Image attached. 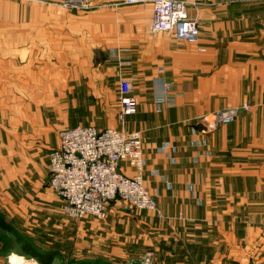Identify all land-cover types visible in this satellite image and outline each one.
Returning <instances> with one entry per match:
<instances>
[{"label": "crops", "instance_id": "obj_1", "mask_svg": "<svg viewBox=\"0 0 264 264\" xmlns=\"http://www.w3.org/2000/svg\"><path fill=\"white\" fill-rule=\"evenodd\" d=\"M5 1L0 51L8 54L2 61L7 74H0V115L13 129L0 128L8 153L0 154V189L12 181L19 188L21 177L45 181L49 152L65 127L138 130L147 158L145 184L170 218L154 214V242H169L170 227L204 246L231 242L244 227L251 232L247 240L261 246L249 256L264 264V234L256 233L264 227V0H188L202 3L189 8L199 19L197 43L173 31L154 32L150 1L0 0V6ZM124 78L133 80L139 106L123 125L113 101L118 103ZM162 80L170 83L172 101L158 107ZM63 99L87 103L69 109ZM243 104L250 107L233 121L201 131L206 115ZM165 143L170 148L163 151ZM123 169L134 172L126 162ZM111 202L110 216L149 224ZM178 212L185 218L173 222ZM195 253L208 257L203 248Z\"/></svg>", "mask_w": 264, "mask_h": 264}, {"label": "rangeland", "instance_id": "obj_2", "mask_svg": "<svg viewBox=\"0 0 264 264\" xmlns=\"http://www.w3.org/2000/svg\"><path fill=\"white\" fill-rule=\"evenodd\" d=\"M86 4L85 8L89 7L87 2ZM201 5V2H197L190 7L197 9ZM8 8L6 1L0 6L1 11ZM6 23V18H0V27H5ZM7 54V51H0V58H3L0 59V74H7L4 63ZM2 86L4 84H0ZM63 103L64 108L70 109L73 105L84 106L87 100L79 99L76 103V100L72 102L63 99ZM113 104L117 109L120 107V92L118 103L114 100ZM233 107H238V115L241 108L250 106L243 104ZM230 108L232 107L223 110ZM5 118L6 116L0 115V128L13 129ZM2 144L0 139V154L3 155L4 152L7 153V145L3 147ZM16 181L19 183V180ZM20 182L22 184L19 188L12 181L10 187L0 189V218L8 225L7 228L0 226V264H42L34 253H40L44 257L51 256L49 264H254L256 260L249 256V252L261 248L247 240L251 232L244 227L237 228L233 241L207 243L206 246L186 241L182 230L170 227L167 231L169 242L157 243L154 242L155 229L151 220L154 221V214L168 219L161 212L158 200V212L137 208L122 199L110 201L111 206L125 205L122 207L125 216L133 213L136 219L145 218L149 224L142 227L131 221H123L118 215L110 216L109 213L105 218L92 215L80 218L69 216L63 209L62 201L49 185L48 178L40 184L34 178L30 181L21 177ZM154 196L156 197L155 194ZM184 218L180 212L173 222H181ZM241 222L240 220L239 223ZM256 233L263 235L264 227L259 228ZM202 245L203 254L208 253L207 258H199L198 253H195L202 249ZM192 251L193 258H188Z\"/></svg>", "mask_w": 264, "mask_h": 264}, {"label": "built area", "instance_id": "obj_3", "mask_svg": "<svg viewBox=\"0 0 264 264\" xmlns=\"http://www.w3.org/2000/svg\"><path fill=\"white\" fill-rule=\"evenodd\" d=\"M148 1L153 7L151 28L154 32L173 31L179 39L192 43L199 41L198 16L189 13L190 5L197 1L124 0L127 4ZM159 71L163 72L164 68H159ZM161 83L162 90L156 100L158 107L172 101V95L168 92L170 83L165 80ZM133 86L131 78H124L120 82L118 120L123 125L127 116L138 110L139 100L132 93ZM237 109H221L206 115L201 131L207 132L222 123L233 121L237 117ZM59 137V145L49 152L48 180L69 216L105 218L109 202L116 198L137 208L159 211L156 197L145 184L147 158L141 131L98 128L90 124L65 127L60 130ZM193 142L204 145L206 141ZM169 148L167 143L161 147L163 151ZM170 158L175 161L174 157ZM123 162L134 169L133 174L125 172Z\"/></svg>", "mask_w": 264, "mask_h": 264}, {"label": "trees", "instance_id": "obj_4", "mask_svg": "<svg viewBox=\"0 0 264 264\" xmlns=\"http://www.w3.org/2000/svg\"><path fill=\"white\" fill-rule=\"evenodd\" d=\"M0 226L8 227L7 223L0 218ZM29 248V247H28ZM30 251V250H29ZM32 252V251H30ZM34 253V252H33ZM36 255V258L42 263V264H49L52 261L51 256H42L40 253H34Z\"/></svg>", "mask_w": 264, "mask_h": 264}, {"label": "bare ground", "instance_id": "obj_5", "mask_svg": "<svg viewBox=\"0 0 264 264\" xmlns=\"http://www.w3.org/2000/svg\"><path fill=\"white\" fill-rule=\"evenodd\" d=\"M14 262H16V263H20V261H18V260H14Z\"/></svg>", "mask_w": 264, "mask_h": 264}]
</instances>
